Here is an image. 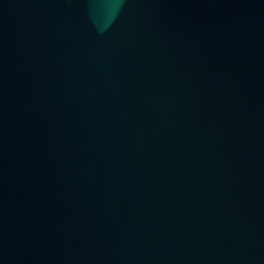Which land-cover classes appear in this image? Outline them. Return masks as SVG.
<instances>
[{"label":"water","instance_id":"95a60500","mask_svg":"<svg viewBox=\"0 0 264 264\" xmlns=\"http://www.w3.org/2000/svg\"><path fill=\"white\" fill-rule=\"evenodd\" d=\"M0 264H264V0H0Z\"/></svg>","mask_w":264,"mask_h":264}]
</instances>
